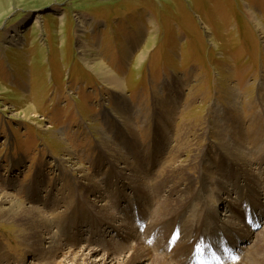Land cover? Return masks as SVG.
<instances>
[{
	"label": "rangeland",
	"instance_id": "rangeland-1",
	"mask_svg": "<svg viewBox=\"0 0 264 264\" xmlns=\"http://www.w3.org/2000/svg\"><path fill=\"white\" fill-rule=\"evenodd\" d=\"M50 4L56 8L40 13ZM253 12L258 14L256 19ZM80 18L85 21L79 22ZM29 26L37 40L36 51L35 43L29 42ZM19 28L20 44L10 43ZM262 28L264 0H0V198L5 195L27 212L14 219L0 216V264H59L66 251L83 247L85 239L79 235L89 222H79L95 218V202L103 204L111 217L123 211L127 230L138 232L125 217L130 207L137 205L140 213L149 211L151 216L163 207L179 212L181 204L192 203L191 198L207 184L215 190L196 198L189 212L193 210L194 218L200 219L210 203L225 213L222 198L237 192L227 183L233 172L234 183L250 167L257 169V178L263 177ZM82 38L89 44L86 53L124 81L121 90L85 61ZM28 106L30 112H26ZM165 113L173 118L167 139L158 120ZM11 155L27 157V165L17 162L13 171L3 162ZM17 174L23 184L19 194L8 189L17 185V178L11 177ZM110 177L111 185L119 178L129 180L151 202L141 200L140 205L129 185V195L117 204L111 195L107 200L90 195L87 186L92 182L109 193L110 186L104 184ZM138 177L145 183L138 184ZM263 188L249 191L254 190L259 200ZM243 193L241 189L238 200L245 197ZM233 197L227 200L234 205L227 206L231 214L226 223L216 221L215 226L232 224L246 231L237 220L240 211ZM172 198L180 203L170 202ZM122 203H128L127 210L121 209ZM28 209L42 215L40 226L51 221L50 233L32 225ZM151 216H146L150 225L144 228L148 238L155 239L162 231L168 232V242L174 233L180 237L176 247L166 252L158 247L161 236L151 246L144 245L151 249L152 264L169 262L167 257L172 255H166L175 251L182 258L180 263L188 259L191 248L186 256L183 249L178 252L183 244L175 227L179 229L181 223L155 232ZM90 223L91 234L102 232L105 237V228L121 238L99 215ZM142 231L137 234L141 236ZM258 233L252 239L260 243L257 255L264 264V230ZM74 235L79 242H73ZM108 236L106 241L118 248L112 252L124 250ZM41 252H46V259H41ZM180 263L174 256L171 264Z\"/></svg>",
	"mask_w": 264,
	"mask_h": 264
},
{
	"label": "bare ground",
	"instance_id": "bare-ground-1",
	"mask_svg": "<svg viewBox=\"0 0 264 264\" xmlns=\"http://www.w3.org/2000/svg\"><path fill=\"white\" fill-rule=\"evenodd\" d=\"M252 17H253V19H256L258 17V14L253 12ZM78 21L83 23L85 21V18H80V19H78ZM90 29H88V30H90ZM20 30H21L20 28L16 29L14 31L15 33H13L10 36L11 37L9 39L10 43L16 42V44H18V45L20 44V41H18L19 40L18 36H20V33H21ZM85 30H87V29H85ZM261 32L264 33V28L261 29ZM81 36H82V34H81ZM80 45L83 49L84 59H85V61H87L88 64L90 63L89 64L90 67H93L96 70H98L97 72L103 78V80H105L106 82H108L112 86L121 90L123 88L124 81L119 76L112 73V71L109 68L107 69L106 67L103 66L102 63H100L94 57H92L91 55L86 53V48H87L86 46L89 44L85 39L82 38ZM174 101H175V99H174ZM164 102H165V100L163 101V103ZM169 102H171V101H169ZM165 103H167V102H165ZM171 103L173 105V102H171ZM175 103H176V101H175ZM164 107H167V106H164ZM166 109H170L169 106ZM31 110H32V108L30 106H28L26 109V112H30ZM171 110H173V109H171ZM165 114L166 115H163V117L159 116L158 120L160 122L161 128L165 131L164 138L167 139V137H168L167 129L170 130L169 127L171 125L172 116L167 115L168 113H165ZM170 134H173L172 130H171ZM263 161H264V159H263ZM129 167L134 168V166L132 164H130ZM244 170H245L244 171L245 173H242V175H243V178L246 180L247 184L246 183L242 184V185H240L241 187H238V188H240V190L242 189V191H244L243 195L245 197H249L250 192H251V191H249V189H256L257 191H259L261 187H264V170H262V171L260 170L261 175H263L262 178H257L258 177L256 175L257 169L254 170V169H251V167H250V168H246ZM118 172H119V170H118ZM124 174H126V173H124ZM137 179H138V184H144L145 183V180L141 181L139 177ZM111 180H112L111 177L108 178L104 184L105 188L107 186H110L109 190L106 189V190H108L107 192H109V193L100 191L103 186L97 185L96 182H92L93 183L92 185L87 186L88 190L90 191V195L98 197L99 200H101V199L107 200L111 195V197L115 198L114 200H116V202L114 204H117V203H120L121 201H124L126 199V196L129 195L126 192L127 191L126 189L128 188L127 185H129V186L133 187L134 193H132V194H135L134 197L138 200L140 205H141V200H144L146 202V204H148V205H149V202H151L150 200L148 202L144 198V196L140 193L143 190L140 187H137L138 191L135 190L134 186L129 182V180L125 181L124 178L123 179L119 178L118 181L114 182V180H113L114 185L113 184L111 185ZM135 181H136V179H135ZM134 185L138 186L137 183H135ZM118 190H121V193L119 195L117 194ZM206 190L211 191V190H215V188L212 186H208L207 184H203L200 192L197 193V195L195 194L196 196H193L191 198L192 203L186 204V205L181 204L182 211L172 212L171 210H169L168 207H163L161 210L154 212L152 214V216H151V213L149 211H144L142 213H144L146 215L148 214L149 216H151L150 220L152 222H154V224L152 225V228L154 229L155 232H158V230L163 229L167 225L172 224L173 226H175L176 223H181V227H179V229H178L177 224H176L175 228H177L176 232L178 234H181V242L183 245H180V247L178 246L179 248L178 247L177 248H178V252H179V250L180 251H182V249L184 250L183 255H185V253L188 251L189 248H191V251H192L194 248L193 243L197 242L199 239L206 240L207 238H209V239L213 238V240L211 242H209L208 246H207L209 256L206 260L205 259L201 260V256L200 257L198 256L195 259L194 257H191L189 254L188 259L185 258L186 259L184 261L185 264H240V263L241 264H261V261H259V255H257V251H258V248L260 247V245H259L260 243L254 242L256 240L253 241V239H252L253 233L255 234L256 231H254L252 228L245 229L247 232L242 231L240 228H238L237 226L232 225V224H226L225 226L223 225L222 228H216V226L218 225L217 223L223 222V221H224V223H226L225 221L227 219L222 218V216H221L222 214H219L218 210L213 209L211 207L208 208L206 211H202L200 219L194 218V215L196 214V212H194L193 210H191L189 212L188 208L191 207V209H192L194 200L196 198L198 199V197L200 195H202ZM221 190H224L225 193H230L229 188H227L225 186H222ZM256 193H258V192H256ZM257 195H259V193ZM4 197H5V195H4ZM4 197L0 198V216L2 218L4 217L6 219H10L9 217H12V219H14L17 216H20V215L24 216L25 214H27V212L24 213L25 210H21L22 207L19 208V206H21V205L18 206L17 203H15V201H14V203L10 202V200H8V199H6V197L5 198ZM40 197H41V199L45 198L42 195H40ZM182 197H183V194H182ZM253 197H254V203H253L252 199L250 201L253 204L252 208H255V207L261 208V206L263 204V202L261 201V198L264 196H259V200L254 195H253ZM236 199L238 200V197ZM227 200H229V199H227ZM227 200H225V203L227 206L234 205L233 202L227 203L228 202ZM172 201H176V202L180 203L179 200H177L175 198H172L170 202H172ZM94 204L96 205L95 206L96 208L94 209L95 218L92 217V219H91L89 217L88 219H84V220L80 221L79 223L95 221L97 218V215H99L100 218L105 222V224H107V228L112 229V232H114V231L116 232L117 237L121 236V238H122V240H120L121 238H118V239L115 238L113 235L114 233H111L110 230H107L109 232H107V231L105 232L104 231L105 228H104L103 233L106 234L104 239L107 238V240H109L110 236H108V235L111 234V236H112L111 238L113 239V241H116V242L120 243L121 245L125 246L124 250L112 252L111 248H108V250L99 248L98 245L92 243L93 242L92 239L89 240L91 242H88V240H85L83 247L81 246V248L79 250H76V251L68 250V251H66L63 254L64 256H63L62 260L61 261L59 260V264H150V262L152 264L151 249L149 247L147 248V246L141 245V236L142 235L140 236V234H137L139 232H135V231L131 232V231L127 230L128 225L125 222V220L123 219V217L121 216V215H123V211H117L118 216L115 215V217H111L112 214L104 207L103 204H99L96 202ZM204 206H206V205H204ZM138 208L139 207L137 205H135L133 207H130L129 210L130 209L131 210L136 209L135 211H137ZM28 210L30 211L28 216H30V217L32 216L31 218L28 217L29 221L32 223V225L37 226L39 229L42 226L44 228L45 232L50 233L51 232V225H50L51 221H48V222H45V221L42 222L41 221L42 224L40 226L39 220H40V218H42V215L36 209H28ZM33 212H35V214ZM139 212H140V210H139ZM243 212L244 211H240V213L237 215L238 222L245 221L244 216H243L244 215ZM240 215H242V217H241L242 219L240 218ZM157 218H159V219H157ZM201 219H203V221H201ZM216 221H219V222H216ZM186 222L187 223L189 222L192 225H190V227H188V226H186ZM249 222H255V221L251 220ZM230 223H231V221H230ZM251 224L253 226L256 225V223H251ZM173 226H171V229ZM244 226H246L245 223H244ZM142 228H143L142 234H144L145 235L144 238L147 239L148 236L146 235V230H145L146 228L145 229H144V227H142ZM221 232L224 233V236H223L224 243L222 242L223 239L220 238ZM173 233H174V230H173ZM166 234H168V232H166ZM99 235H102V237H103L102 232H99ZM36 236H39V235L37 234ZM157 236H155V239L151 238L152 241L156 242ZM50 237H51V235L47 236L46 239H48ZM163 237H161L158 240L159 241L158 247H159V250L163 249L162 252H166L168 248H174L172 246V243L174 241H176L175 244L177 245V242H178V240H176V237H178L177 234L174 233V235L170 239V242H168V243H165V242H167L168 236L164 237L165 242L161 240ZM151 239L149 238L148 240H151ZM240 239H243V241L248 242V243L246 242L247 243L246 246L241 244L242 242H240ZM102 241H104V240H102ZM48 242H49V239H48ZM105 242L109 245H111V243H112L109 241H105ZM162 243L165 244V247L162 246ZM169 243L171 244L170 247H169ZM234 247L240 248V251L238 253L233 252ZM45 248H46V246H45ZM100 251L102 252V254H99ZM0 252H1V248H0ZM46 252H47V250H46ZM45 253L41 252V255L43 256V254H45ZM173 254H174L177 262L180 263L182 258H180V256L176 254V251ZM173 254L168 253L166 256L172 255V258L174 259ZM256 255H257V257H256ZM242 257H243V260L241 261L240 259ZM262 258H263V256H262ZM41 259L42 260L46 259V255L44 258L41 257ZM156 260H158V259H156ZM161 262H162V264H171L170 262H167V261H165L164 263H163V261H161ZM184 262L182 261L180 264H182Z\"/></svg>",
	"mask_w": 264,
	"mask_h": 264
},
{
	"label": "crops",
	"instance_id": "crops-1",
	"mask_svg": "<svg viewBox=\"0 0 264 264\" xmlns=\"http://www.w3.org/2000/svg\"><path fill=\"white\" fill-rule=\"evenodd\" d=\"M33 43H35V42H33ZM34 45V44H33ZM32 45V46H33ZM37 45V44H36ZM34 47V46H33ZM36 49H38V47L37 46H35V51H36ZM40 49L42 50V48L40 47Z\"/></svg>",
	"mask_w": 264,
	"mask_h": 264
}]
</instances>
